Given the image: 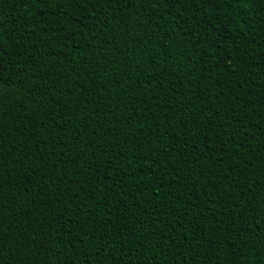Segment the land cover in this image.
Segmentation results:
<instances>
[{
    "label": "trees",
    "instance_id": "trees-1",
    "mask_svg": "<svg viewBox=\"0 0 264 264\" xmlns=\"http://www.w3.org/2000/svg\"><path fill=\"white\" fill-rule=\"evenodd\" d=\"M0 13V264H264V0Z\"/></svg>",
    "mask_w": 264,
    "mask_h": 264
},
{
    "label": "snow or ice",
    "instance_id": "snow-or-ice-1",
    "mask_svg": "<svg viewBox=\"0 0 264 264\" xmlns=\"http://www.w3.org/2000/svg\"><path fill=\"white\" fill-rule=\"evenodd\" d=\"M17 2L27 6L29 3L31 4L39 3L41 5H44L46 3H52L53 0H17ZM56 2H59V0H56ZM227 2H229V0H199V3L201 4V9L205 5L211 7L213 5H217L220 3H227ZM231 2L236 4L238 7H244V6H251L254 2H256V0H231ZM3 30H4V20L2 13H0V37L3 36ZM0 43H3L2 39H0ZM2 54L3 52L2 50H0V55ZM8 99H9L8 97H0V107H3L4 103Z\"/></svg>",
    "mask_w": 264,
    "mask_h": 264
}]
</instances>
